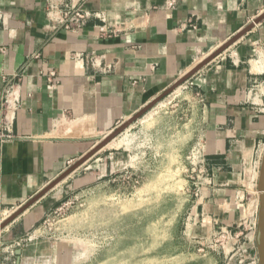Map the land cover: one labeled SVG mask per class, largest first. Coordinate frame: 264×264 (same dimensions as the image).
Here are the masks:
<instances>
[{
  "label": "crops",
  "instance_id": "obj_1",
  "mask_svg": "<svg viewBox=\"0 0 264 264\" xmlns=\"http://www.w3.org/2000/svg\"><path fill=\"white\" fill-rule=\"evenodd\" d=\"M66 10L83 23L63 28ZM226 44L187 80L186 106L201 95L189 218L229 227L264 152V0H0V222L26 207L0 236V264H50V242L26 231L85 184L126 174L131 154L81 160Z\"/></svg>",
  "mask_w": 264,
  "mask_h": 264
},
{
  "label": "rangeland",
  "instance_id": "obj_2",
  "mask_svg": "<svg viewBox=\"0 0 264 264\" xmlns=\"http://www.w3.org/2000/svg\"><path fill=\"white\" fill-rule=\"evenodd\" d=\"M186 82L158 102L165 99L162 105L169 107L168 113L164 108L157 113L155 104L145 113L150 116L147 123L129 130L143 114L95 152L107 153L111 147L127 149L131 162L126 174L85 184L62 198L39 224L24 233L23 239L37 235L50 242V264H257L261 160L245 182L247 195L240 224H198L189 218L199 180L188 160L196 108L191 96L187 113ZM110 134L102 136L90 152ZM6 230L0 231V236L9 234Z\"/></svg>",
  "mask_w": 264,
  "mask_h": 264
},
{
  "label": "water",
  "instance_id": "obj_3",
  "mask_svg": "<svg viewBox=\"0 0 264 264\" xmlns=\"http://www.w3.org/2000/svg\"><path fill=\"white\" fill-rule=\"evenodd\" d=\"M229 44H226L219 50H217L214 54H212L209 58L200 63L194 70H192L189 74L184 76L182 79L177 81L171 88H169L166 92L160 95L158 98L153 100L150 104L145 106L140 112H138L135 116L130 118L128 121L124 122L121 126H119L110 136H108L101 144L96 148L93 152H90L86 155L80 163L84 160L92 156L99 148L103 147L114 137L119 135L123 130L129 127L132 123L138 120L143 114H145L148 110H150L155 104H157L164 96L171 93L176 87H178L181 83L188 80L193 74L199 71L203 66H205L209 61H211L214 57H216L220 52L227 48ZM79 163V164H80ZM78 164V165H79ZM69 173V172H68ZM67 175V174H66ZM257 191L259 194V205H258V219H257V228L255 234V244H256V263L264 264V152L261 157L260 169L257 180ZM30 205V204H28ZM26 207L21 208L18 212L14 213L12 216L7 218L2 224H0V231L6 228L10 223H12L22 212H24Z\"/></svg>",
  "mask_w": 264,
  "mask_h": 264
},
{
  "label": "built area",
  "instance_id": "obj_4",
  "mask_svg": "<svg viewBox=\"0 0 264 264\" xmlns=\"http://www.w3.org/2000/svg\"><path fill=\"white\" fill-rule=\"evenodd\" d=\"M54 9H55L54 6H50L48 9V13L51 14V12ZM84 19H85V16L82 15L81 13L66 10L65 12H63L59 23L66 30H70L71 28L81 25ZM196 96H197V100L195 101L194 104L196 108V118H198L200 110L203 107V99L201 95H196ZM199 139L200 138L198 136V129H196L194 131L193 140L190 143L191 145L189 149L188 160H189V164L193 166L192 168H190L191 172L197 175H200L203 172H205V163H204V158H203L204 156L202 153V147L199 143ZM254 228H255V224H254ZM19 243L20 242L18 241L17 244Z\"/></svg>",
  "mask_w": 264,
  "mask_h": 264
},
{
  "label": "bare ground",
  "instance_id": "obj_5",
  "mask_svg": "<svg viewBox=\"0 0 264 264\" xmlns=\"http://www.w3.org/2000/svg\"><path fill=\"white\" fill-rule=\"evenodd\" d=\"M260 194V192H258ZM259 197V196H258Z\"/></svg>",
  "mask_w": 264,
  "mask_h": 264
}]
</instances>
